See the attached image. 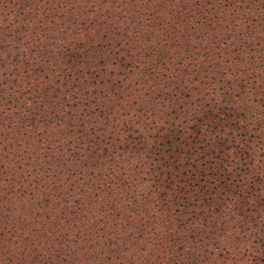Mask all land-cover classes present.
Segmentation results:
<instances>
[{
    "label": "trees",
    "instance_id": "obj_1",
    "mask_svg": "<svg viewBox=\"0 0 264 264\" xmlns=\"http://www.w3.org/2000/svg\"><path fill=\"white\" fill-rule=\"evenodd\" d=\"M262 50L264 0H0V264H264Z\"/></svg>",
    "mask_w": 264,
    "mask_h": 264
},
{
    "label": "rangeland",
    "instance_id": "obj_2",
    "mask_svg": "<svg viewBox=\"0 0 264 264\" xmlns=\"http://www.w3.org/2000/svg\"><path fill=\"white\" fill-rule=\"evenodd\" d=\"M255 33L257 32V34L253 33L251 38L253 37V35H257L259 36V32L258 31H254ZM252 45H250L252 48H255V43L254 41L251 42ZM252 54H254V52H252ZM258 56L257 58L259 59V61L261 62V66L264 68V51L262 50L260 53H257ZM243 54H240L239 56L236 55H227L225 56V58H220L222 63V67L224 69V78H226L225 80H223L225 83H227V79L231 78L233 75L238 76L239 74H241L242 69H241V65H239V63L234 62V60L232 58H242ZM211 59H216V58H211ZM234 63V66H232ZM250 82L249 83V87L246 90L248 93L250 92V95L248 96V98H250L252 101V103H256V108L255 111L259 114V113H263L264 110V101H257L256 99L262 98L261 96L256 97L255 95L251 94V89L253 88L252 83L253 82H257L259 81L258 77L255 76V74H253V72H251L250 76Z\"/></svg>",
    "mask_w": 264,
    "mask_h": 264
}]
</instances>
